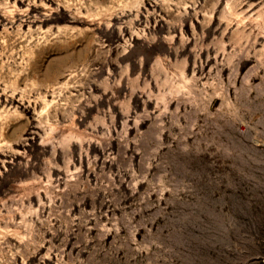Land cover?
Returning a JSON list of instances; mask_svg holds the SVG:
<instances>
[{
    "label": "rangeland",
    "instance_id": "obj_1",
    "mask_svg": "<svg viewBox=\"0 0 264 264\" xmlns=\"http://www.w3.org/2000/svg\"><path fill=\"white\" fill-rule=\"evenodd\" d=\"M0 264H264V0H0Z\"/></svg>",
    "mask_w": 264,
    "mask_h": 264
},
{
    "label": "bare ground",
    "instance_id": "obj_2",
    "mask_svg": "<svg viewBox=\"0 0 264 264\" xmlns=\"http://www.w3.org/2000/svg\"><path fill=\"white\" fill-rule=\"evenodd\" d=\"M232 2V1H231ZM230 1H228V3H231Z\"/></svg>",
    "mask_w": 264,
    "mask_h": 264
}]
</instances>
